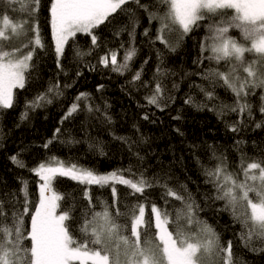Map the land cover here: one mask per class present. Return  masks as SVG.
Here are the masks:
<instances>
[{"label":"snow or ice","instance_id":"6c2138e0","mask_svg":"<svg viewBox=\"0 0 264 264\" xmlns=\"http://www.w3.org/2000/svg\"><path fill=\"white\" fill-rule=\"evenodd\" d=\"M40 2L0 0V109L13 106L15 90L25 87L26 74L34 67V54L37 49L45 47L38 21ZM129 3L145 11L150 20L159 22L155 40L151 42L159 41L170 51H175L183 37L194 28H199L201 22L210 21L205 25L207 34L201 41V56L193 63L203 65L205 60L210 63L214 61L217 67L185 73V76L196 75L206 82L207 86L194 85L204 94L206 101L219 99L216 96L218 87L226 88L234 95L233 105L221 102L213 104L210 109L221 118L228 112L237 113L240 119L231 124L226 123V127L234 133L241 131L245 118L253 119L252 105L247 98L254 95L256 89L261 90L259 111L264 114V0H156L154 5L142 3L141 0H51L50 23L57 66L60 67L59 58L64 55L69 41L75 44L77 34L90 36L92 45L87 53L76 48L78 57L89 55L99 48V38L94 30L105 22L111 23L110 17L114 18L118 12L134 17V11L126 7ZM159 5L165 6L163 13L151 10ZM137 23L133 18L132 30L129 32L130 46L124 48L121 45L124 54L120 60L117 59L119 50L109 49L100 57L99 63L104 67L111 66V71L120 74L132 71L131 62L138 51L134 46ZM232 29H238L240 36L230 35ZM125 30L126 26L121 29ZM148 32L145 29L144 35L147 36ZM173 33L177 34L178 39L170 43L169 37ZM119 34V31L116 32V35ZM21 39L26 41L21 48L11 47L14 41ZM23 49L27 51L21 55ZM205 52L209 54L203 55ZM221 62L226 71L220 70ZM163 63L159 59L152 78L155 87L152 94L145 97L149 105L157 108L166 107L167 101L173 99L166 95L163 80L175 73L163 67ZM89 68L95 70L94 65ZM143 71L141 66L128 83L135 86V82L141 81ZM80 75L82 72L78 70L77 76ZM148 85V81H142L141 86ZM68 87L71 85L61 86L58 80L54 84L50 83L45 92L26 103V108L44 107L52 103L54 98L62 97L64 89ZM103 87L99 85L98 90ZM172 87L178 89L179 86L174 83ZM91 100L90 93H79L61 123L80 111L99 112L100 106L93 105ZM185 103L197 108L207 107L206 103H197L191 95H188ZM107 107L105 105L103 115L105 120L111 122ZM22 118H27V111ZM143 119H148L147 113ZM262 125L264 120L256 122L255 127L260 128ZM60 131L59 128L55 130L52 139L44 145L45 148L57 139ZM176 131L179 132V129ZM114 138L127 144L130 150L135 143H129L130 137ZM140 139L143 141V136ZM244 143L243 140L237 141V149ZM98 150L101 155H105L101 146H98ZM18 155L10 159L19 167H26L17 158ZM134 155L143 159L139 153ZM211 159L216 161L215 166L203 168L205 183L212 185L215 190V196L211 198L224 201L225 209L230 210L234 220L240 223L242 230L239 236L244 246L251 251L264 252V246L252 247L257 241L264 245V156L246 160V154L241 153L239 174L228 170L227 157L223 154L217 156L215 148H212ZM30 171L35 172L41 180L38 206H35L34 212L28 198L27 181L22 182L24 200L19 207L16 206L19 201L14 194H9L10 198L0 197V264H243L233 259L232 241L222 243L215 229L199 218L200 205L186 185H180L178 190L170 187L166 179L148 177L143 171L134 172L131 166L99 173L95 169L54 156L39 162ZM57 177H68L89 189L93 185L101 188L109 186L113 194L116 193L115 185L126 186L131 195L137 198V203L122 213L115 199L112 205L106 201L97 202L100 208L97 211V204H93L92 196L86 192L87 207L81 212L78 228L72 229L75 206L61 207L64 196L57 194L53 188ZM154 188L163 190L160 197L163 207L145 195ZM170 198L180 202L181 207L173 208L170 212ZM146 210L150 213L147 227ZM152 214L157 231L149 236ZM26 217L30 226L26 224ZM122 218L127 223H120ZM170 224L172 230H169ZM73 231H78L82 239L75 238Z\"/></svg>","mask_w":264,"mask_h":264},{"label":"trees","instance_id":"16d2710c","mask_svg":"<svg viewBox=\"0 0 264 264\" xmlns=\"http://www.w3.org/2000/svg\"><path fill=\"white\" fill-rule=\"evenodd\" d=\"M141 2L154 5L156 0ZM50 4L51 0H41L38 13L40 33L45 47L37 49L34 54L32 60L34 67L26 74L25 87L15 90L13 106L0 109V197L10 198L9 194H14L19 201L16 206L19 207L24 200L22 182L27 181L28 198L34 212L35 206H38L41 180L30 169L48 157L72 161L95 169L99 173L127 169L131 166L134 172L143 171L148 177L158 176L166 179L170 187L178 190L180 185H186L200 205L199 218L207 221L215 229L222 243L232 241L234 261H242L243 264H264V252L251 251L244 246L239 236L242 230L240 223L234 220L230 210L225 209L224 201L211 198L215 196V190L212 185L205 183L203 168H212L216 164V161L211 159L212 148H215L217 156L223 154L227 157L228 170L237 174L240 172L241 153L246 154V160L249 157L264 156V151H261L264 149V125L260 128L255 127L256 122L264 120V114L259 111L261 90L256 89L255 94L247 98L248 103L252 105L253 119L245 118L241 131L234 133L226 127V123L231 124L240 119L237 113L228 112L221 118L215 111L210 110L213 104L218 105L221 102L233 105L234 95L226 88L218 87L216 96L219 99L206 101L204 94L194 86L195 84L207 86L206 82L196 75L185 76V73L217 67L214 61L210 63L205 60L203 65L193 63L201 56V41L207 34L205 25L210 21L201 22L199 28H194L183 37L175 51H170L159 41L151 42L155 40L159 22L150 20L145 11L129 3L126 7L134 11V17L118 12L114 14V18L110 17L111 23L105 22L95 29V35L99 38L97 41L99 48L94 49L89 55L82 57L76 55V48L87 53L92 47L90 36L77 34L75 44L73 45L70 40L65 47L64 55L59 58L58 67L51 31ZM151 10L163 13L165 6L159 5L152 7ZM133 18L138 21L134 44L138 51L131 62L132 71L123 74L113 72L111 66L104 67L98 61L109 49L119 50L117 59L120 60L124 48L130 46L129 32L132 30ZM125 26L127 30L121 31ZM145 29L149 30L147 36L144 35ZM118 31L120 34L116 35ZM230 35L239 37L240 32L238 29H232ZM177 39L175 33L169 37L170 43H175ZM122 44L124 48H121ZM14 45L12 43L11 47ZM159 59L163 60V67L175 73L169 74L163 80L166 95L172 96L173 99L167 101V106L162 108L149 105L145 99L152 94L155 87L152 78ZM91 65L95 66V70H90ZM141 66L144 70L141 81L135 82V86L129 84L133 73ZM219 67L221 71L227 70L223 62ZM78 70L82 75L77 76ZM57 80L61 86L71 85L64 89L62 97L54 98L52 103L44 107L26 108L28 101L45 92L49 84H54ZM142 81H148V87L141 86ZM174 83L179 86L178 89L172 87ZM99 85L104 87L98 90ZM81 92L90 93L92 104L99 105L100 111L94 113L80 111L61 123L73 99ZM188 95L197 103H206L207 107L197 108L186 104ZM105 105L109 106L107 114L111 116V122L104 118ZM81 107L83 108V103ZM26 111L27 118H22ZM146 113L147 120L143 119ZM57 128L61 130L60 134L45 148L44 145L52 139ZM114 136L130 137L129 143H135L130 150L127 144L115 139ZM141 136L144 138L143 141L140 139ZM240 140L246 143L239 145L238 150L236 142ZM98 146L103 148L105 155L100 154ZM134 153H139L143 159H139ZM17 154H19L17 158L23 161L26 167L21 168L10 159ZM115 187L116 193L113 194L109 186L101 188L93 185L89 189L68 177H57L53 182L57 194L64 196L61 207L75 206L72 229L78 228L81 212L87 207L86 192L92 196L93 204H97V211L100 210L97 202L106 201L112 205L115 199L122 213L137 203V198L131 195L126 186L117 184ZM162 191L160 188H154L145 195L163 207V201L160 199ZM180 207V202L170 198L168 205L170 212L173 208ZM149 215L146 210V227ZM120 223H127V220L122 218ZM26 224L30 226L27 217ZM172 227L170 224L169 230H172ZM154 231L157 230L154 228L152 214L149 236H152ZM73 235L77 239H82L78 231H73ZM262 246L264 245L258 241L252 245L256 248Z\"/></svg>","mask_w":264,"mask_h":264},{"label":"rangeland","instance_id":"374dc122","mask_svg":"<svg viewBox=\"0 0 264 264\" xmlns=\"http://www.w3.org/2000/svg\"><path fill=\"white\" fill-rule=\"evenodd\" d=\"M13 43H14L15 45L12 46V47H14V48H21L22 44H24V40H23V39H21V40H16V41H14ZM24 52H26L25 49L22 50L21 55H23ZM40 183H41V182H40Z\"/></svg>","mask_w":264,"mask_h":264}]
</instances>
